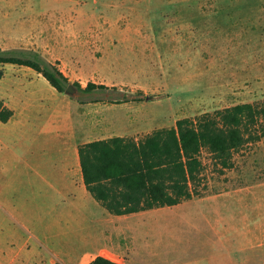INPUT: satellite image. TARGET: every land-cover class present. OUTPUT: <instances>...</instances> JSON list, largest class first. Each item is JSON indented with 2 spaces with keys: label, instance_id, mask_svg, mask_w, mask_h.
Returning <instances> with one entry per match:
<instances>
[{
  "label": "rangeland",
  "instance_id": "obj_1",
  "mask_svg": "<svg viewBox=\"0 0 264 264\" xmlns=\"http://www.w3.org/2000/svg\"><path fill=\"white\" fill-rule=\"evenodd\" d=\"M0 49L38 52L71 84L144 99L82 106L76 98L104 95L59 93L26 66L0 64V102L17 112L0 121V264H89L127 251L132 264H245L228 252L246 201H264V138L229 169L204 149L205 197L125 216L78 197V219L58 221L31 169L56 146L86 140L90 117L107 123V139L141 140L182 118L263 103L264 0H0ZM251 254L246 264H264V244Z\"/></svg>",
  "mask_w": 264,
  "mask_h": 264
},
{
  "label": "trees",
  "instance_id": "obj_2",
  "mask_svg": "<svg viewBox=\"0 0 264 264\" xmlns=\"http://www.w3.org/2000/svg\"><path fill=\"white\" fill-rule=\"evenodd\" d=\"M0 64L26 66L41 74L59 93H66L71 84L56 63L35 51L0 49ZM73 84L81 93L104 95L89 100L76 98L80 104L144 100L130 98L115 85L92 81L85 87L79 82ZM138 94L144 96L143 91ZM13 114L0 102L2 122ZM263 138L264 102L241 103L179 119L175 126L157 129L141 140L117 136L91 141L79 147V155L88 191L110 213L127 215L205 196L202 151L207 150L217 166L229 169L237 152ZM89 264L121 263L99 255Z\"/></svg>",
  "mask_w": 264,
  "mask_h": 264
},
{
  "label": "crops",
  "instance_id": "obj_3",
  "mask_svg": "<svg viewBox=\"0 0 264 264\" xmlns=\"http://www.w3.org/2000/svg\"><path fill=\"white\" fill-rule=\"evenodd\" d=\"M4 104L6 107L13 110L14 112L12 117L7 122H3V123H8L12 118H14L17 112L16 109H14V107L11 106L10 102L9 103L4 102ZM85 123L90 130L89 136L86 140L74 141L73 146H71V149H69L70 148L69 144H65L64 146H56L55 154L53 155L51 154L48 158H45L44 164L39 166L34 165L31 169L32 172L35 173V176L38 182L40 183L39 198L41 199L42 202H46L49 199L54 200V204L56 205V220L58 221H63L66 219H73V220L78 219V215H79L78 208L80 206V204L78 203V197H85L86 199L91 198V200L94 199L95 202L101 208L104 209L103 211H105L106 213H110L88 191L84 182V175H83L82 166L80 162V155H79V147L81 145L95 140L107 139L108 138L107 133L109 132V127H107V123L100 120L98 116L90 117ZM116 129L117 128H115V130ZM95 137H98V139H94ZM69 150H71V152H69ZM19 173H22V169L19 170ZM203 197H199V198H203ZM246 202H247L246 204H248L249 207L247 208L245 213V220L241 222L238 226V228L241 231L240 237L238 240L236 239L234 240L235 246H233V248L230 249L228 252V254L230 253L234 257L233 260L235 262H238L237 258L240 257L239 262H244L245 264L251 261V256H252L251 250L253 249V247L258 244H264V201L247 200ZM166 207H172V206H166ZM54 210L55 209L53 210L49 209L46 211L45 213L46 219H49L51 217ZM146 211H150V210H146ZM137 213H132V214H137ZM12 214L14 215V213ZM132 214H127V215H132ZM117 216H125V215H117ZM18 223L24 226L23 221H20V219H18ZM232 229L236 230L237 228H232ZM42 242L44 243L43 245H45V247L48 250H53L54 252L57 251L55 241H53L51 244L45 241ZM130 254L131 252L127 251V257H122L119 259L110 258V257L107 258L119 262L121 264H132L130 262Z\"/></svg>",
  "mask_w": 264,
  "mask_h": 264
},
{
  "label": "water",
  "instance_id": "obj_4",
  "mask_svg": "<svg viewBox=\"0 0 264 264\" xmlns=\"http://www.w3.org/2000/svg\"><path fill=\"white\" fill-rule=\"evenodd\" d=\"M66 94L70 96H77L78 88L75 85L70 84L66 89ZM147 99H150V97L148 96Z\"/></svg>",
  "mask_w": 264,
  "mask_h": 264
}]
</instances>
